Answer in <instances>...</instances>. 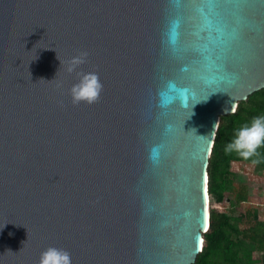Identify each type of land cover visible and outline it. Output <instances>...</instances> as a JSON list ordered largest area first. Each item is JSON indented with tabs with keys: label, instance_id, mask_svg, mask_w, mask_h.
<instances>
[{
	"label": "water",
	"instance_id": "95a60500",
	"mask_svg": "<svg viewBox=\"0 0 264 264\" xmlns=\"http://www.w3.org/2000/svg\"><path fill=\"white\" fill-rule=\"evenodd\" d=\"M187 3L0 0V264L48 245L72 264L195 261L220 117L264 87V3L223 52ZM88 71L100 95L74 103Z\"/></svg>",
	"mask_w": 264,
	"mask_h": 264
},
{
	"label": "trees",
	"instance_id": "16d2710c",
	"mask_svg": "<svg viewBox=\"0 0 264 264\" xmlns=\"http://www.w3.org/2000/svg\"><path fill=\"white\" fill-rule=\"evenodd\" d=\"M258 115H264V87L249 94L246 100H240L234 112L220 117L208 164L209 226L203 232L202 250L192 264H208L211 259L213 264L240 263L243 242L238 238L240 231L236 224L247 216H251L253 223L242 231V236L251 246L264 250V222L258 220L254 210L233 217L210 208L213 202L220 203L225 198L224 193L233 176L230 170L232 160H243L264 166V145L259 146L256 153L249 157L240 155L235 149L226 150V145L233 140L238 130L250 124L253 117ZM244 200L245 190L241 189L237 193L235 204Z\"/></svg>",
	"mask_w": 264,
	"mask_h": 264
},
{
	"label": "rangeland",
	"instance_id": "374dc122",
	"mask_svg": "<svg viewBox=\"0 0 264 264\" xmlns=\"http://www.w3.org/2000/svg\"><path fill=\"white\" fill-rule=\"evenodd\" d=\"M230 170L233 176L224 193V200L220 203L213 202L210 208L225 212L233 217L254 210L258 220L264 222V166H257L253 162L243 160H232ZM241 189L245 190L246 200L235 204L237 193ZM252 223L251 216H247L236 224L240 231L238 238L243 242L242 255L238 264H262L264 250L251 246L248 240L242 236V231ZM208 264H213V260H209Z\"/></svg>",
	"mask_w": 264,
	"mask_h": 264
},
{
	"label": "clouds",
	"instance_id": "9594fccd",
	"mask_svg": "<svg viewBox=\"0 0 264 264\" xmlns=\"http://www.w3.org/2000/svg\"><path fill=\"white\" fill-rule=\"evenodd\" d=\"M86 52L72 56L67 64V70L73 71L76 66L84 62ZM103 85L98 73L83 72L77 82L69 89L74 103L80 101L94 102L100 95ZM264 145V115L253 117L250 124L242 126L236 136L226 145V150H237L244 157L252 156L259 146ZM38 264H72L70 252L56 245H48L40 252Z\"/></svg>",
	"mask_w": 264,
	"mask_h": 264
},
{
	"label": "snow or ice",
	"instance_id": "6c2138e0",
	"mask_svg": "<svg viewBox=\"0 0 264 264\" xmlns=\"http://www.w3.org/2000/svg\"><path fill=\"white\" fill-rule=\"evenodd\" d=\"M254 0H188L187 7L196 4L199 11L203 14L205 25L209 30L218 34L213 43L220 47L223 52L231 43V37L236 32V25L241 22L239 10L245 6L252 4ZM264 3V0H260ZM207 9V11H205ZM176 33H173V42L175 43Z\"/></svg>",
	"mask_w": 264,
	"mask_h": 264
},
{
	"label": "bare ground",
	"instance_id": "6f19581e",
	"mask_svg": "<svg viewBox=\"0 0 264 264\" xmlns=\"http://www.w3.org/2000/svg\"><path fill=\"white\" fill-rule=\"evenodd\" d=\"M208 210H209V196H208ZM208 227V226H207ZM202 244H203V241H202Z\"/></svg>",
	"mask_w": 264,
	"mask_h": 264
}]
</instances>
